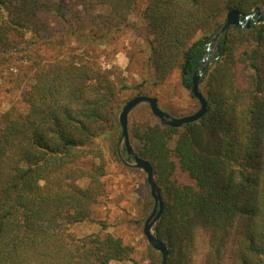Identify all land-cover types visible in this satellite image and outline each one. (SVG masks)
Here are the masks:
<instances>
[{"label": "trees", "instance_id": "1", "mask_svg": "<svg viewBox=\"0 0 264 264\" xmlns=\"http://www.w3.org/2000/svg\"><path fill=\"white\" fill-rule=\"evenodd\" d=\"M138 1L0 0V61L32 70L20 106L0 115V264L132 261L120 238L71 230L106 193L105 152L119 158V95L156 97L177 72L192 97L212 41L197 83L204 116L180 128L131 117L130 142L160 191L166 264H195L200 236L201 264H264V23L216 37L228 12L264 13V0H147L134 23ZM127 28L147 50L135 87L101 65ZM151 249L146 264H160Z\"/></svg>", "mask_w": 264, "mask_h": 264}, {"label": "rangeland", "instance_id": "2", "mask_svg": "<svg viewBox=\"0 0 264 264\" xmlns=\"http://www.w3.org/2000/svg\"><path fill=\"white\" fill-rule=\"evenodd\" d=\"M146 2L147 0L138 1L136 10L129 17L130 21L138 22ZM101 50H104V47ZM104 52L110 56L101 61L102 68H115L129 87L137 86L140 78L146 76L147 50L141 40V32L127 28L125 33L117 36V39L105 48ZM51 55L52 52H47L44 56L48 58ZM211 56L210 51L208 59ZM31 74L32 70L26 63L13 59L0 61V115L20 106L25 85L29 82ZM157 90H159L156 96L158 106L172 117L189 115L199 108L198 102L181 86L177 72ZM135 96H137L136 90L130 89L122 91L119 100L126 102ZM148 113H150L148 105L140 104L129 114L128 121L131 117L148 116ZM117 125L119 127L118 116ZM112 147H116L119 158L112 156L110 150L105 152L106 193L94 207L92 221L75 225L71 230L78 237L101 230L120 238L124 245L133 249L131 262L110 264H146L150 246L143 235V226L152 212L153 199L145 173L137 169L133 161L126 158L123 152V140L120 138ZM154 226L151 232H154ZM196 246L195 264H201L206 248L202 236L197 238Z\"/></svg>", "mask_w": 264, "mask_h": 264}, {"label": "water", "instance_id": "3", "mask_svg": "<svg viewBox=\"0 0 264 264\" xmlns=\"http://www.w3.org/2000/svg\"><path fill=\"white\" fill-rule=\"evenodd\" d=\"M260 24L264 23V13L259 8H255L252 12L246 15H240L237 11H230L226 15V21L224 26L220 29L218 34H226L229 27L233 26L239 29H249L251 24ZM213 42V41H212ZM211 43L208 44L207 55L202 60V68L199 71L197 76L192 78V87L191 94L192 97L198 102L199 108L192 114L185 115L182 117H172L168 113L164 112L158 106V100L153 96L139 95L128 100L121 108V111L118 115V124L120 127L121 135L120 138L123 140V147L125 149L126 155L129 156L134 166L143 171L146 175V182L150 189V195L153 199V209L151 214L144 222L143 226V235L146 238L148 245L155 252L159 253L161 256L160 264H166L168 257V249L166 245L158 240L154 232H151V228L157 223L160 218L162 211V199L160 191L154 181L153 169L149 162L140 158L133 150L130 143V137L128 133V116L129 114L140 104H147L150 110V113L153 117L159 120L160 124L163 126H168L171 128H180L184 125H189L191 123L197 122L200 120L207 109V102L205 97L198 90V80L204 74V63L207 62L210 52Z\"/></svg>", "mask_w": 264, "mask_h": 264}]
</instances>
